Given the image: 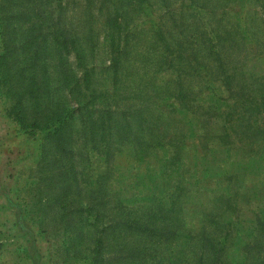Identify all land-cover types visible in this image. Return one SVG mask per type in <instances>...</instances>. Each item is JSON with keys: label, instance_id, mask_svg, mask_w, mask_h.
Listing matches in <instances>:
<instances>
[{"label": "rangeland", "instance_id": "1", "mask_svg": "<svg viewBox=\"0 0 264 264\" xmlns=\"http://www.w3.org/2000/svg\"><path fill=\"white\" fill-rule=\"evenodd\" d=\"M207 1L0 0V53L14 76L13 93L0 78V264H86L99 238L100 264H264V143L234 134L228 154L216 136L229 126L225 83L206 82L204 63L192 73L175 58L195 48L205 56L202 39L221 33ZM258 9L247 14L257 20ZM239 52L222 53L240 68ZM248 66L261 70L254 59ZM30 75L44 112L76 108L73 155L10 114V95ZM141 192L153 219L129 227ZM226 229L241 237L236 246L220 237Z\"/></svg>", "mask_w": 264, "mask_h": 264}, {"label": "trees", "instance_id": "2", "mask_svg": "<svg viewBox=\"0 0 264 264\" xmlns=\"http://www.w3.org/2000/svg\"><path fill=\"white\" fill-rule=\"evenodd\" d=\"M191 1L192 3H196L201 0ZM134 2L139 4L138 1ZM207 2L210 4V6L207 7L208 11L214 15L218 14V17H220L217 18L216 21L222 27L221 33H219V31L215 28H211L208 32V37L206 39H202V44H205L204 49L207 51L205 56L201 54L199 48H195L190 52L188 49H184L183 51L185 53H182L179 50L180 52L175 55V58H177V60H181L182 65L185 64L189 66L192 69V73L199 72V65L204 63L206 68L209 70L208 73H204L206 82L209 83L214 80H222L225 83L227 87V96L225 99L222 98V100L223 102L229 101L231 105L227 111L220 109V112L229 126H226L224 132H219L216 136L221 139V142L226 147L228 154H230L232 152L230 149V138H232L234 134L236 136L238 135L239 139L244 143H264V0H209ZM250 4L255 6L257 5L259 8L258 11L256 10V14H258L257 20H254L253 17H250V15L247 14ZM147 7L148 6H146V8ZM120 16L121 15L117 13L114 16L109 17L110 21L114 22L117 27L116 31L115 29H112L111 31L113 39L121 37L122 24L119 22ZM124 16L126 18L127 13H125ZM223 21H225L226 24H223ZM198 38L199 36L197 39ZM4 42L5 44L7 43L5 48H8L9 45L7 40ZM236 50H240L239 55L242 60L240 68L233 66L230 62H226V60L230 59L231 55L226 57L222 53L223 51L230 53ZM78 58L82 66L86 67L85 57L81 52H79ZM252 59L257 60L260 63V72H255L248 66L249 61ZM113 61L114 65L112 67L116 69L120 62V58L113 59ZM176 68H181V64L179 62L176 64ZM236 70H239L237 74L238 76L233 73V71ZM89 76L90 74L88 70L85 75V79L88 83L90 82ZM13 77L14 76L12 75V71L10 69L9 56L6 53V50H3V52L0 53V78L3 83L7 85L11 93L14 91L13 86L11 83L7 82L10 80L12 81ZM236 77H238L237 81L235 80ZM37 82V78L34 75H30L29 82L26 81L27 85H21L19 89L15 90L14 94L10 95L17 96V102L10 107L9 112L15 117V120L27 133L30 132L32 134H36L44 132L47 141H55L56 149L64 151L66 154L73 155L74 148L71 145V142L74 128L73 122L76 119V108L64 105L50 113L49 111L44 112L41 109L43 104L41 97L42 90H40L37 86V84L40 85ZM206 87H208V85ZM180 90L179 97L181 100H184L185 92L183 89ZM27 94L28 98L22 100ZM214 98L216 97L213 93L212 99ZM85 102V100L79 101L80 105ZM28 105L34 106L35 110L33 112L30 111V107H28ZM212 108L213 107L210 106V112ZM207 112L209 111L207 110L206 113ZM86 130V135H92L89 133L91 128L86 126ZM105 150L107 152L108 149L105 148ZM174 153L175 154H173V156L175 157L179 154V149H177V152ZM106 155L108 156V153ZM44 156L45 154H43V158ZM229 156L231 157V155ZM262 156H264V154H262ZM255 158L256 157H254V159ZM259 159L261 160L263 157ZM207 163L208 161L206 160L205 167H207ZM143 192L135 197L139 199L137 204L141 205H134L137 208L136 210L140 211L141 215L136 217L137 220L134 218H127L125 222L129 225V227H132L133 225L140 227L142 224L139 220H144L146 218L151 220L153 219V216L151 215L152 206L149 205L147 200H145L146 205L143 203L144 196L146 195L143 194ZM253 193L255 192L253 191ZM232 199L233 197H231V200ZM228 200L229 202L231 201L230 197H228ZM233 201L235 202V200ZM229 202L223 201L224 204H229ZM120 205L125 209V205L122 201L120 202ZM226 207L228 209H234V207ZM129 210L128 215L131 214L132 211L131 209ZM228 224L229 223H227V225ZM143 225L147 227L149 226L148 223ZM149 228H151V225ZM219 235L220 237L227 239L229 244L233 246H236L237 242L241 238L230 237L227 229ZM203 236L204 234L200 238L201 241ZM214 237H217V235H212L213 240H215ZM223 244L225 245L224 242ZM103 252V242L102 239L99 238L96 240V246L92 251L91 257L86 259V264L102 263L104 260ZM138 264L143 263L139 261Z\"/></svg>", "mask_w": 264, "mask_h": 264}]
</instances>
